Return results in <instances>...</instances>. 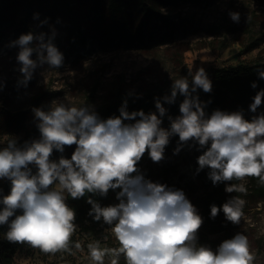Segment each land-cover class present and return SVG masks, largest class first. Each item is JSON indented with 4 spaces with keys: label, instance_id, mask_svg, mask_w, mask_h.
Listing matches in <instances>:
<instances>
[{
    "label": "clouds",
    "instance_id": "9594fccd",
    "mask_svg": "<svg viewBox=\"0 0 264 264\" xmlns=\"http://www.w3.org/2000/svg\"><path fill=\"white\" fill-rule=\"evenodd\" d=\"M229 17L240 22L239 12L230 11ZM32 18L39 21L36 28L47 25L49 32L28 31L7 45L18 48L21 78L17 83L25 88L37 68L59 69L65 63L64 53L54 42L58 35L55 26L48 18L41 20L39 12ZM256 72L264 79V68ZM188 75L190 81L187 76L172 81L170 95L154 98L156 112H130L127 99L119 115L107 119L89 105L77 107L56 100L47 109L34 107L39 138L22 146L16 138L10 139L0 148V180L10 182L7 195H0V226H8L6 239L44 253L69 250L78 226L67 199L89 193L106 197L109 190L120 189L115 205L102 207L90 196L87 200L91 205L88 214L109 225L120 245L118 249H101L98 242L89 244L94 264H104L109 254L111 264H118L121 254L126 264H253L255 257L242 233L222 241L215 251L198 245L203 218L196 207L182 190L146 179L138 167L145 153L154 163L162 161L171 138L178 136L173 154L185 146L203 150L196 172L208 168L214 186L246 177L258 178L264 185V112L250 120L244 118L243 110L217 109L209 115L205 109L210 101H201L196 93L198 89L210 93L212 81L203 67L189 70ZM3 87L0 81V90ZM251 87L255 89L257 84L253 82ZM178 95L183 97L179 115H167L164 104H174ZM252 99L249 110L256 113L264 103V89ZM166 115L167 128L162 127ZM73 145L71 158H65V147ZM54 150L61 153L58 160L51 159ZM225 191L245 193L246 188L243 183H229ZM244 203L233 197L220 207L213 204L210 217L214 219L222 210L227 221L239 224ZM18 211L22 214L17 215ZM75 247L79 249L80 244Z\"/></svg>",
    "mask_w": 264,
    "mask_h": 264
},
{
    "label": "rangeland",
    "instance_id": "374dc122",
    "mask_svg": "<svg viewBox=\"0 0 264 264\" xmlns=\"http://www.w3.org/2000/svg\"><path fill=\"white\" fill-rule=\"evenodd\" d=\"M5 4L12 0H0ZM239 12L240 22L236 28L229 29L228 23H234L229 12ZM165 19L155 21L147 28L146 36L140 41H133L125 48L115 45V40L105 41L89 39L85 45H76L72 53L65 56L64 66L55 69L44 65L37 68L33 79L27 87L18 86L21 74L17 71L18 48L7 47L12 40L6 32L0 37V81L4 87L0 90V106L7 108H26L32 112L34 107L47 109L52 101H62L72 106L89 105L94 110L101 104L143 91L156 82L165 79H178L187 76L199 68L209 66H229L250 62L255 59L264 61V41L257 47L246 50L239 43L249 33L264 37V0H179L175 9H164ZM222 23L220 36H226L229 43L224 48L209 46L198 48L203 39L209 36L205 30L208 24ZM179 41V42H177ZM176 42V43H175ZM189 49L184 50V48ZM14 89L11 86H14ZM38 95V97H36ZM23 132L4 135L0 143L22 137ZM177 144L169 143L165 149L164 159L154 163L147 153L138 164L146 179L166 184L171 188L182 190L188 200L204 193L196 177L197 155L187 146L178 154H173ZM33 168V172H35ZM167 171L166 179L163 173ZM249 177L240 183L248 186ZM89 196L105 206L119 203L116 194L110 192L100 202L97 195L86 194L80 199L69 197L67 203L75 207L87 203ZM243 216L239 224H232L234 235L242 233L247 236L250 252L255 259L253 264H264V198H245ZM88 228L78 227L71 237L69 250L44 253L27 245L15 251L12 264H94L89 255V244H99L101 249H117L109 225L103 220L97 222L87 215L82 221ZM223 233L207 235L204 243L213 251L224 241ZM79 243L77 249L75 244ZM112 256L106 255L104 264H111Z\"/></svg>",
    "mask_w": 264,
    "mask_h": 264
},
{
    "label": "trees",
    "instance_id": "16d2710c",
    "mask_svg": "<svg viewBox=\"0 0 264 264\" xmlns=\"http://www.w3.org/2000/svg\"><path fill=\"white\" fill-rule=\"evenodd\" d=\"M179 0H12L5 4L0 2V37L6 32L9 33V38L12 40L19 37L22 33L28 31H44L49 32L46 26L36 28L39 23L33 20V13L39 12L40 19H49V23L55 26L58 35L55 39V44L68 56L72 53L73 47L76 45H85L89 39L105 41L115 40V45L119 48L129 46L133 41L142 40L147 33V28L155 21L165 19L164 9H175L178 7ZM59 18L60 23H56ZM229 29L236 28V24L229 22ZM222 23L212 22L207 25L205 32L211 36L209 39L200 41L198 48L209 46L211 48H224L229 41L222 33L220 36V28ZM243 39L244 33L239 38V43L246 50L257 47L264 41V37L259 38L257 34L251 32ZM179 42V41H177ZM176 43V42H175ZM189 49L185 47L184 50ZM33 59L35 56L33 55ZM257 68H264V61L255 59L250 62L238 63L229 66H209L205 68L208 77L212 81V91L210 93L203 92L198 89L197 93L203 102H208L205 111L211 114L214 110L222 111H240L243 110L244 118L250 120L254 115H259L264 112V103L257 109L256 113L249 110V105L253 102V97L258 91L264 89V79H260L256 72ZM189 81L191 76L187 75ZM173 79H165L162 83L156 82L154 85L145 89L141 95L139 93L128 94L124 97L109 100L100 106L95 111L102 119H107L110 116L119 115V108L123 101H128V111L143 110L145 113L156 112L155 99L170 95V89ZM255 82L257 87L254 89L251 84ZM16 85L11 86L14 89ZM38 97V95L36 96ZM183 97H177L174 104H164L168 109L167 115L173 117L179 115V104ZM167 115L163 118L162 127L167 128L169 121ZM134 122V121H131ZM129 123V121H125ZM23 132L22 137L17 139L18 146H22L25 141H30L39 138V131L36 127L34 114L26 108H7L0 106V139L4 135ZM178 136L171 138V142L177 144ZM7 142L0 143V148L6 147ZM75 150V145L66 146L63 156L70 159ZM197 157L202 154L203 150L197 151L196 147L192 148ZM61 153L54 150L51 159L58 160ZM198 164L196 162V169ZM209 169L205 168L199 173L196 172V177L199 180V186L205 191L203 195L197 196L189 200L198 210V214L203 218V224L198 231V241L204 243L207 235L222 232L223 240L231 239L232 224L225 219L224 213L221 210L213 219L210 217V206L215 204L217 207L222 206L225 202L233 197L245 198H264V185L259 183L258 178L249 177L248 186L245 193L225 191L227 184H240L239 180L231 182L219 183L213 185L208 179ZM167 171L162 175L163 179L167 177ZM0 195H7L10 190V182L0 180ZM120 189L115 191L109 190L116 194ZM107 194V195H108ZM107 197V196H106ZM106 197L97 195V200H105ZM68 204V203H67ZM102 207L104 205L100 203ZM68 206L75 210V223L88 228L82 221L89 215L91 205L89 203H81L75 207ZM2 207V205H0ZM22 214L17 212V215ZM8 231L7 224L0 226V264H12L13 254L15 251L25 248L26 243H10L6 239ZM120 247L118 244L117 249ZM118 264H126L123 254L120 255Z\"/></svg>",
    "mask_w": 264,
    "mask_h": 264
}]
</instances>
